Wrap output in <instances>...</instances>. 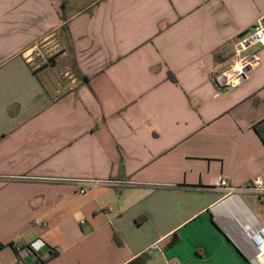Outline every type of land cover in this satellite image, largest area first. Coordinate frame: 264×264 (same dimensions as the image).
Returning <instances> with one entry per match:
<instances>
[{"label": "crops", "instance_id": "1", "mask_svg": "<svg viewBox=\"0 0 264 264\" xmlns=\"http://www.w3.org/2000/svg\"><path fill=\"white\" fill-rule=\"evenodd\" d=\"M262 16L264 0H0V264H251L230 227L241 208L264 227V197L214 182L264 181V46L244 80L223 75ZM38 48L61 53L40 67ZM87 179L129 184L80 194Z\"/></svg>", "mask_w": 264, "mask_h": 264}, {"label": "built area", "instance_id": "2", "mask_svg": "<svg viewBox=\"0 0 264 264\" xmlns=\"http://www.w3.org/2000/svg\"><path fill=\"white\" fill-rule=\"evenodd\" d=\"M264 46V16L260 17L250 30L238 36L233 46V63L223 73L225 75V84L234 80L239 82L242 76L246 77V68H252L259 60L257 52H250V49ZM228 76V77H227ZM231 79V80H230ZM229 80V81H228ZM78 187L79 193L84 194L85 188L102 186L112 189H122L129 183L112 179L98 180H72ZM215 188L224 191L229 196L252 195L258 198L264 197V181L257 177L243 183L240 186H231L222 179H215ZM235 244L240 251L246 256L251 264H264V227L257 223V226H250L247 232L236 233L233 236ZM151 250H157L156 245L151 246ZM169 264V263H168Z\"/></svg>", "mask_w": 264, "mask_h": 264}, {"label": "bare ground", "instance_id": "3", "mask_svg": "<svg viewBox=\"0 0 264 264\" xmlns=\"http://www.w3.org/2000/svg\"><path fill=\"white\" fill-rule=\"evenodd\" d=\"M237 201V200H236ZM241 205V204H240ZM225 207V206H224ZM226 208V207H225ZM229 208V207H228ZM231 209V208H230ZM233 209V208H232ZM238 209V208H237ZM233 211V210H232ZM225 213V212H224ZM228 213V212H227ZM223 214V213H221ZM230 214V213H229ZM223 217V216H222ZM232 217V216H231ZM229 218V217H228ZM233 218V217H232ZM237 218V223L235 225H232L230 227V233L233 232V234L236 233H244L248 231V228L250 226L256 227L257 226V221L245 210L241 208V215L236 216ZM230 221V219H229ZM225 223V222H224ZM229 224V223H228Z\"/></svg>", "mask_w": 264, "mask_h": 264}, {"label": "rangeland", "instance_id": "4", "mask_svg": "<svg viewBox=\"0 0 264 264\" xmlns=\"http://www.w3.org/2000/svg\"><path fill=\"white\" fill-rule=\"evenodd\" d=\"M65 47H67V43H65ZM56 51H58V53H54V54L52 52L46 53V50H44L43 48H38L29 57L32 58L33 64L39 65L41 67L43 65L42 63L43 60H47L48 58L53 56L55 57V55H59L61 53L59 49H56ZM250 51L252 52L253 49H250ZM38 52L40 54H36ZM50 54H52V56H49ZM242 198L245 200L244 196H242Z\"/></svg>", "mask_w": 264, "mask_h": 264}, {"label": "water", "instance_id": "5", "mask_svg": "<svg viewBox=\"0 0 264 264\" xmlns=\"http://www.w3.org/2000/svg\"><path fill=\"white\" fill-rule=\"evenodd\" d=\"M247 72L250 70V68L248 67V68H246L245 69ZM245 79V77L244 76H242V80H244Z\"/></svg>", "mask_w": 264, "mask_h": 264}]
</instances>
